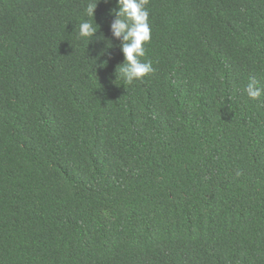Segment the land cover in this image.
Wrapping results in <instances>:
<instances>
[{"label": "trees", "instance_id": "16d2710c", "mask_svg": "<svg viewBox=\"0 0 264 264\" xmlns=\"http://www.w3.org/2000/svg\"><path fill=\"white\" fill-rule=\"evenodd\" d=\"M147 8L128 84L117 0H0V264H264V0Z\"/></svg>", "mask_w": 264, "mask_h": 264}, {"label": "clouds", "instance_id": "9594fccd", "mask_svg": "<svg viewBox=\"0 0 264 264\" xmlns=\"http://www.w3.org/2000/svg\"><path fill=\"white\" fill-rule=\"evenodd\" d=\"M148 3L149 0H117V10L111 13L115 19L110 25V31L112 37L121 42L120 50L124 56L123 64L117 69L120 77L128 84L137 80L142 81L155 71L150 60L142 59L146 55L145 45L151 41ZM97 4L89 3L87 6V15L92 20L80 23L81 37L91 40L99 31L94 19ZM109 44L111 45L110 42ZM245 92L250 99L257 100L264 95V88L258 86L255 78H250Z\"/></svg>", "mask_w": 264, "mask_h": 264}]
</instances>
